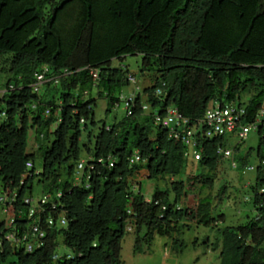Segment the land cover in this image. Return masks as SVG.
I'll list each match as a JSON object with an SVG mask.
<instances>
[{
	"label": "trees",
	"instance_id": "obj_1",
	"mask_svg": "<svg viewBox=\"0 0 264 264\" xmlns=\"http://www.w3.org/2000/svg\"><path fill=\"white\" fill-rule=\"evenodd\" d=\"M129 56L143 57V76H152L153 86L136 95L124 121L101 125L94 91L109 100V114L120 105L132 73L114 61ZM2 59L10 79L0 121V198H17L2 205L15 225L7 228L4 221L0 232L32 230L26 200L37 184L45 185L51 202L36 216L47 231L43 246L29 253L5 241L0 264H124L130 228L138 235L137 252L143 242L171 236L183 224L218 228L213 198L195 206L185 201L199 187L216 188L224 161L219 150L227 148L229 136L202 139L201 174L177 180L190 161L189 149L170 138L157 116L175 107L198 124L219 104L244 107L246 125L257 121L264 107V0H0ZM40 74L48 80L44 95L34 89ZM160 88L164 94L158 96ZM32 130L36 153L29 152ZM258 133L260 164L251 186L258 216L219 229L223 238L213 248L221 250L222 264H264V121ZM137 153L142 161L134 164ZM38 155L44 161L40 172ZM239 163L247 166L249 157ZM143 171L152 180H176L167 190L157 186L148 200L132 182ZM62 215L67 228L47 227L48 218ZM62 239L70 252H59Z\"/></svg>",
	"mask_w": 264,
	"mask_h": 264
},
{
	"label": "rangeland",
	"instance_id": "obj_2",
	"mask_svg": "<svg viewBox=\"0 0 264 264\" xmlns=\"http://www.w3.org/2000/svg\"><path fill=\"white\" fill-rule=\"evenodd\" d=\"M1 61V60H0ZM6 60L2 59L0 62V121L3 122L5 117L2 112L6 109L7 105L4 101V95L7 91V84L10 75L2 70V64ZM114 66L129 68L131 73L138 78V85H131L124 89L123 100L110 114L109 100L106 98H99L98 89L94 91V97L98 99L95 108L96 120L101 125H113L124 121L128 116L127 99L143 92L145 88L153 86V78L150 75L142 73L143 57L142 56H129L123 60H115ZM7 67V65H6ZM49 90L48 85L42 86L41 94L44 95ZM51 91L56 94L58 88L53 85ZM250 96L245 97L248 102ZM90 130L93 126L90 125ZM99 131L97 130L96 133ZM88 136L84 138L87 142ZM95 143V139H93ZM260 146V136L258 131L252 130L250 137L247 141H241L235 135L228 137L227 148L234 150L238 160L226 159L224 160L219 170L216 172L217 183L214 190L207 189L202 191L201 187L192 192L189 199L185 201L186 205L195 206L202 198L211 197L215 200L213 217L218 219V228L199 225L197 223L185 227L180 225L179 231L171 236H157L151 243L143 242L141 252H137L138 235L136 232H130L126 236L123 243L122 258L124 264H222L221 250H214V245L220 238L219 229H226L228 227H237L244 225L248 222L249 218H257L258 212L251 201L252 193L251 186L255 185L257 172L245 170L247 167H257L259 160L257 151ZM39 149L37 142V135L35 131L31 132L29 151L36 153ZM251 152L252 155L250 154ZM249 157L247 166H241L239 163L240 158ZM86 160V159H85ZM87 161V160H86ZM44 161L41 155H38L37 167L39 172L43 170ZM202 169L200 164L194 159H190L184 174L177 177V180H187L191 174H201ZM143 193L147 197H152L156 187L162 190L171 188V183L176 180L169 178L164 180L149 179L148 173L145 172L142 178ZM170 186V187H169ZM225 191V192H224ZM45 185L37 184L34 193V203L38 204L39 200L45 197ZM174 200V194L171 195ZM222 215L225 219L222 220ZM7 220V215L4 212L3 206H0V224ZM147 231L142 234L145 236ZM182 242L181 245L176 244V240ZM60 253H68L69 249L65 246L64 240L61 241Z\"/></svg>",
	"mask_w": 264,
	"mask_h": 264
},
{
	"label": "built area",
	"instance_id": "obj_3",
	"mask_svg": "<svg viewBox=\"0 0 264 264\" xmlns=\"http://www.w3.org/2000/svg\"><path fill=\"white\" fill-rule=\"evenodd\" d=\"M46 74L38 75V85L36 86V92H40L43 84L47 82ZM129 81L131 84L137 86L138 79L135 75L131 74L129 76ZM165 86V85H164ZM164 94V88H160L157 91V95L161 96ZM136 95L127 99L128 108L134 102ZM145 109H149L148 106ZM50 114V111H48ZM247 115V110L239 105H227L221 106L217 105L210 109L202 121L198 124H193L188 118L184 117L178 108L172 107L168 110L167 114L164 116H157V123L163 125L170 131V138L183 143L189 149V157H195L196 160L202 158V154L199 150V144L202 139H212L215 137H226L229 135H236L241 141H247L250 137L252 130L258 131L260 125L264 121V107L261 110L258 119L255 123L245 124V117ZM85 123V120H83ZM219 153L227 158H232L234 156V151L227 149H220ZM142 161V157L137 153L132 162L134 164ZM264 165V162L262 163ZM87 163L82 162L79 166L77 172V180L80 181L84 176V171L86 169ZM113 166V165H112ZM30 168H33V164H29ZM250 171H255V167H249ZM17 196L12 197L2 196L0 198V204L2 205H12L16 202ZM51 202V197L46 196L39 200L38 204L34 203V199L30 198L26 200L30 209L29 217L35 222L31 231L26 233H17L16 231L11 232H0V248L5 243V241L14 247H26L28 252L32 253L36 249V245L43 246V240L47 236V231L39 221H37V214L41 211L43 212L44 207L49 205ZM53 209L56 210L57 206L53 205ZM15 217L12 216L7 223V228L14 227ZM46 225L48 228H67L68 219L66 216L50 217L47 219Z\"/></svg>",
	"mask_w": 264,
	"mask_h": 264
},
{
	"label": "clouds",
	"instance_id": "obj_4",
	"mask_svg": "<svg viewBox=\"0 0 264 264\" xmlns=\"http://www.w3.org/2000/svg\"><path fill=\"white\" fill-rule=\"evenodd\" d=\"M131 75V74H130ZM37 78H38V76H37ZM138 79V78H137ZM47 82H48V80H47ZM47 82L45 83V84H47ZM38 83H39V81H38ZM38 83H37V85H38ZM131 83V82H130ZM45 84H43V85H45ZM36 85V86H37ZM42 85V86H43ZM132 85H134V84H132ZM138 85V84H137ZM36 86H35V92H36ZM41 92H42V87H41V90H40V92H39V94H41ZM6 93V92H5ZM36 93H38V92H36ZM147 110H149V109H147ZM48 111H50V110H47L46 111V115L47 116H49L50 114H51V111H50V114H48ZM2 116H4L5 117V114L4 115H2ZM32 131H34V130H32ZM230 136V135H229ZM236 136V135H235ZM237 137V136H236ZM222 149V148H221ZM223 149H227V150H231V149H229V148H223ZM220 151V150H219ZM232 151H234V150H232ZM30 152V151H29ZM201 152V151H200ZM221 155V154H220ZM222 157H223V160H226V159H234L235 161H236V157H237V155H236V152L234 151V156L232 157V158H227V157H225V156H223L222 155ZM190 159H194L196 162L197 161H199V160H196V158L195 157H189ZM201 160V159H200ZM82 162H88V161H86V160H83ZM81 162V163H82ZM260 164V163H259ZM80 166V165H79ZM87 167V166H86ZM258 168V166L256 167V169ZM79 169V168H78ZM247 170H249V167H247V169L245 170V172L247 171ZM256 171V170H255ZM78 172V171H77ZM147 172V171H146ZM85 173H86V169H85V171H84V176H85ZM84 176H83V178H84ZM82 178V179H83ZM82 179L80 180V181H78V182H81L82 181ZM132 182L134 183V190H138L140 187H142L143 185H142V182H139V181H137L136 179L134 180H132ZM157 188V187H156ZM156 190V189H155ZM155 192V191H154ZM154 194V193H153ZM46 196H50V195H45V197ZM153 196V195H152ZM147 197V196H146ZM149 198V199H148ZM147 199L148 200H150L152 197H148ZM32 199H34V197L32 198ZM43 199V198H42ZM0 206H2V204H0ZM6 207V206H5ZM7 209V208H6ZM4 212L6 213V215H7V220L5 221V223L7 224L8 223V221L10 220V218L12 217V216H14V215H9L8 214V212L4 209ZM129 231H131L132 232V228H130L129 229ZM28 251V250H27ZM30 253V252H29ZM56 258H58V256H56Z\"/></svg>",
	"mask_w": 264,
	"mask_h": 264
},
{
	"label": "crops",
	"instance_id": "obj_5",
	"mask_svg": "<svg viewBox=\"0 0 264 264\" xmlns=\"http://www.w3.org/2000/svg\"><path fill=\"white\" fill-rule=\"evenodd\" d=\"M146 171H143L140 175H138L137 177H136V180L137 181H139V182H142V181H144L143 179H141L142 178V176H144V173H145ZM142 185H143V183H142ZM154 193V192H153ZM148 198V197H147ZM149 199V198H148Z\"/></svg>",
	"mask_w": 264,
	"mask_h": 264
}]
</instances>
